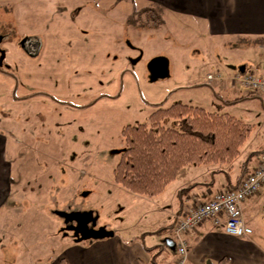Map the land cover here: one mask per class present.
<instances>
[{"label": "rangeland", "instance_id": "rangeland-1", "mask_svg": "<svg viewBox=\"0 0 264 264\" xmlns=\"http://www.w3.org/2000/svg\"><path fill=\"white\" fill-rule=\"evenodd\" d=\"M30 1L0 0V33L6 35L0 43V129L16 145L17 188L34 192L27 210L23 205L7 212L6 225H0V264H43L75 245L59 212L91 210L97 227L134 242L143 225H153L157 214L142 218L140 201L157 198H136L113 180L112 169L123 148L122 127L148 122L157 104L201 103L248 120L264 116L260 99L226 102L206 82L213 69L263 64L264 48L255 39L207 40L197 35L199 24L153 14L136 0L113 10L90 6L102 22L93 21L96 32L85 31L57 0ZM26 36L41 40L33 57L20 45ZM155 57L166 59L167 74L155 76L149 68Z\"/></svg>", "mask_w": 264, "mask_h": 264}, {"label": "crops", "instance_id": "crops-1", "mask_svg": "<svg viewBox=\"0 0 264 264\" xmlns=\"http://www.w3.org/2000/svg\"><path fill=\"white\" fill-rule=\"evenodd\" d=\"M69 1L71 2L66 6H63L64 4L62 5L57 0L64 15L67 17L70 15L72 19L78 21L74 23L76 28L80 30L86 29L85 31L93 30L96 32L98 28L96 29V25L93 21L98 23L99 21L102 22V19L91 15L92 11L95 13L97 11L95 10L96 8L93 9L90 6L95 5L96 7L97 3H102L106 6L109 5V8L113 10V8L120 2L122 3L123 1L128 0ZM136 1L157 12H161L162 14L175 16L176 19L199 24L200 32H198L197 35H201L207 40L212 38L239 40L242 38L256 39L264 37V0ZM71 20L67 19L63 21L68 22ZM84 22H86V24ZM88 25H91V28L88 27ZM262 62L263 61L260 63L256 62L258 64L253 66L247 65V67L252 68L260 74H264V72H260L261 67V69L264 70V63L262 64ZM230 70L233 71V69L227 71L213 69V71H210L219 72L221 74L220 77L211 81L206 80L211 87H214V90L216 89L215 93L217 94V97L224 100L226 99V102L230 101L233 103L253 99L250 97L241 98V96L248 94V90L245 87L239 85L236 86L232 83V80L230 79L232 73ZM229 74L230 76H227ZM221 93L230 96H227L229 98H223ZM260 96V102L263 103L264 92H261ZM235 99L237 100L234 101ZM192 104L205 108L201 103ZM216 105L219 107L218 104ZM206 110L218 113H231L226 110ZM233 115L254 125L251 134L240 148V154L235 160L231 163L222 165L209 164L185 166L178 177L166 186L161 195L156 197H146L134 194L136 195V198H157V202L152 201V203L140 201L143 205L142 209H140L142 218L147 219V216L150 213H153L154 216L157 214V218L152 226L143 225L145 230L137 236L135 242L132 238L119 236L118 231L113 229V234L111 236L86 239L90 242L89 245L84 247L80 244L83 239H72L75 245L64 252L65 254L63 252L56 254L52 261H50V258H47L42 263L146 264L149 261V253L146 252L144 246L151 247L161 244L162 242H165L166 239L172 241L174 225L179 215L186 209L187 205L194 201H204L208 199L210 195L216 192L219 188L227 187L228 185H237L247 153L256 150L259 146L264 144V116L260 114L254 117V120H248L247 118L235 114ZM260 126L262 129H260ZM15 152V143L3 130L0 129V225H6L7 219L5 218V215L7 212L9 214H15L19 211V208L23 207V205L27 210V206H25L27 200L32 201V198H34V192L30 191L32 188H27L25 191L19 190L16 182H14V168L17 166ZM253 164V160H250L248 163L249 166ZM193 183H196V185L189 187ZM170 185H173V187L168 189ZM184 187L189 188L179 196V190ZM172 191L173 193H171ZM263 200L264 188L257 195L244 200L241 205L243 218L252 228V232L249 235L237 237L227 234L221 227H215L208 221L201 223L194 230L189 231L185 235L188 250L184 264H218L220 261H224V264H264ZM91 212L92 216L95 217L93 211ZM162 227H171V233L168 232V229L167 232H163V234L158 232L156 233L157 235H155L156 239L151 243H147L146 239L149 236H152L151 234L155 233L156 229ZM169 248L172 249V251H167L164 256H161L164 257L163 264H177V254L171 246H169Z\"/></svg>", "mask_w": 264, "mask_h": 264}, {"label": "trees", "instance_id": "trees-1", "mask_svg": "<svg viewBox=\"0 0 264 264\" xmlns=\"http://www.w3.org/2000/svg\"><path fill=\"white\" fill-rule=\"evenodd\" d=\"M148 10L153 14L157 12L151 8ZM254 41L264 48V37ZM260 94V91L248 89V94L241 98L261 99ZM27 96L22 95V98ZM167 119L171 121L169 125L164 124ZM253 128L252 123L228 112H210L202 106L180 101L166 107L157 104L148 115V122L122 127L123 148L112 169L113 180L133 194L159 196L185 166L231 163L239 156L240 148ZM263 154L264 144L247 153L237 185L250 170V160L258 163ZM194 185L196 183L189 187ZM189 187L180 189L179 196ZM167 229L170 232L171 227H162L156 232H167ZM144 249L149 253L146 264H163L164 257L161 256L172 251L166 241L151 247L144 246ZM218 264H224V261Z\"/></svg>", "mask_w": 264, "mask_h": 264}, {"label": "built area", "instance_id": "built-area-1", "mask_svg": "<svg viewBox=\"0 0 264 264\" xmlns=\"http://www.w3.org/2000/svg\"><path fill=\"white\" fill-rule=\"evenodd\" d=\"M219 72H208L207 80L220 77ZM230 79L253 91H264V74L244 67L233 70ZM264 188V154L258 163L242 177L235 188L223 187L204 201H194L187 205L179 215L173 228V248L177 254V264H184L188 245L185 235L203 222H210L221 227L227 234L242 237L249 235L252 228L246 223L242 214L244 200L257 195ZM264 210V200L262 203Z\"/></svg>", "mask_w": 264, "mask_h": 264}, {"label": "flooded vegetation", "instance_id": "flooded-vegetation-1", "mask_svg": "<svg viewBox=\"0 0 264 264\" xmlns=\"http://www.w3.org/2000/svg\"><path fill=\"white\" fill-rule=\"evenodd\" d=\"M1 35H2V39H1V42H2L6 38V35L5 34H1ZM37 38L38 37L33 36L32 39L29 38L26 41L25 48H26L27 52H25V53H27L28 55H30L32 57L34 55H37L39 52V49L41 48V44L39 47L37 46V44H38ZM0 48H1V46H0ZM35 51H37V52H35ZM159 66H160V62L157 61V64L154 67L156 71L159 70ZM87 211L88 210L64 211V212H67L68 214H64V215H63V213H62V215L60 214V217H62V220L64 222V227H68V229L70 230V232L73 236L72 237L73 240L80 239L82 233L88 232V230H89L88 228H95V229L99 228L95 225L96 222H95L94 216L88 215ZM75 213H77L79 215H76ZM85 222H86V224H85Z\"/></svg>", "mask_w": 264, "mask_h": 264}, {"label": "water", "instance_id": "water-1", "mask_svg": "<svg viewBox=\"0 0 264 264\" xmlns=\"http://www.w3.org/2000/svg\"><path fill=\"white\" fill-rule=\"evenodd\" d=\"M29 38L32 39L33 36H26V37H23L20 40V45H21V47L23 48V50L25 52H27V50L25 48L26 41ZM1 39H2V35L0 34V42H1ZM37 39H38L37 46L39 47L40 44H41V40H40V38H37ZM35 52H37V51H35ZM4 55H5V51L0 48V65L2 64V60L4 58ZM157 61L160 62V66H159V70L158 71H156L155 68H154L156 66V64H157ZM149 68L153 71V73H154L155 76L167 74V62H166V59H164L162 57H157V59L151 60L150 63H149ZM62 213H63V215L64 214H68L67 212H59V215L60 214L62 215ZM75 214L76 215H79L77 213H75ZM87 214L92 216V212L90 210L87 211ZM85 224H86V222H85ZM88 229H89L88 232L82 233L80 239H89V238L105 237V236H111L113 234V231L112 230H107V229H105L103 227H99L97 229H95V228H88ZM165 241H166V243L169 246H171L173 248V242L171 240L166 239Z\"/></svg>", "mask_w": 264, "mask_h": 264}]
</instances>
